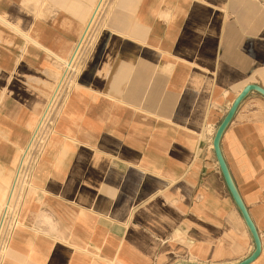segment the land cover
<instances>
[{
  "label": "crops",
  "instance_id": "1",
  "mask_svg": "<svg viewBox=\"0 0 264 264\" xmlns=\"http://www.w3.org/2000/svg\"><path fill=\"white\" fill-rule=\"evenodd\" d=\"M6 1L0 212L54 90L51 73L94 0H56L32 30L24 0ZM237 1L215 10L198 0H103L95 21L105 12L108 29L93 59L82 57L3 264H236L255 251L213 144L244 87H264V10L249 15ZM254 53L263 77L248 65ZM221 149L260 236L251 264H264L262 94L241 102Z\"/></svg>",
  "mask_w": 264,
  "mask_h": 264
},
{
  "label": "built area",
  "instance_id": "2",
  "mask_svg": "<svg viewBox=\"0 0 264 264\" xmlns=\"http://www.w3.org/2000/svg\"><path fill=\"white\" fill-rule=\"evenodd\" d=\"M76 46L77 44L74 49ZM84 51L83 44L68 69L66 62L62 76L47 99L32 131L29 143L20 151L14 179L0 212V264L4 263L12 238L21 224L23 204L32 186L36 166L54 133L60 109L74 86L77 63H81Z\"/></svg>",
  "mask_w": 264,
  "mask_h": 264
},
{
  "label": "rangeland",
  "instance_id": "3",
  "mask_svg": "<svg viewBox=\"0 0 264 264\" xmlns=\"http://www.w3.org/2000/svg\"><path fill=\"white\" fill-rule=\"evenodd\" d=\"M57 1H59V0H57ZM57 1L56 0H24V1H22V7L26 8V10L28 12H33V14H31L32 18L28 22L29 25H30V29L31 30L35 28L34 27V26H36L35 24L36 23L38 24L40 19L46 18L48 16L47 14H50L53 11L54 8L60 7L59 4L56 3ZM108 1L111 2V3H115L116 2V0H107V2ZM216 1L217 2H221L222 1L225 4L228 0H198V2L201 3V6L211 7L212 9H215V10L216 9H220V6H217L215 4ZM0 2L5 3L7 6H11L12 5V3H10V2H8L6 0L5 1L4 0H0ZM232 2L234 4H237L236 0H232ZM237 2H238V5H239V9H244V12L248 13V14H249L250 11H252L254 14L258 15V14H261V12L264 10V3L260 2L258 0H238ZM246 2H250V5H248L249 7L247 6L248 8H245L246 7L245 6ZM102 3H103V0H94L92 6L89 8V10L86 11L87 14L84 17L83 23H82L81 28H80V32L78 34V38H80V39H79V41L77 43L76 49H74L73 50L74 52H72V48H73L72 47L70 49V51L68 52L66 57L60 58V60H61L60 70H57V71L51 73V78L54 81V86H52L53 88H55L57 82L61 78L63 70H64L65 65H66V62L68 63L67 67H69V65L72 62L73 58L79 52V49L81 48V46H82V44H83V42H84L89 30H90V32H89V34H88V36L86 38V41L84 43V50L85 51L83 52V54L89 53L88 54V58H90V61L93 59L94 55L96 54V51L98 49L97 43H99L100 39H102V37H103L104 32L107 31V29H108L107 28L108 27L107 26L108 23H107V25H105L106 18H107V16H105L106 15L105 12L102 11V14H100L98 16L97 20L95 21V18H96L97 14H98V13L96 14V12H99L97 9L98 8L100 9V5H102ZM95 5H96V8H95ZM226 9L227 8L224 7V11ZM0 16H1L0 18L4 19L3 22H7L8 16L5 17L2 14ZM89 21H90V23H89ZM94 21H95V23L93 24ZM3 22L0 19V23H3ZM87 28H89V29H87ZM91 42H92V46L90 45ZM89 45L91 46V52H89V49H90ZM71 52H72V55L69 57L70 58L69 59L68 56L70 55ZM88 63L85 66L86 70L88 69V67H87ZM241 63L242 62L239 63L240 67L246 66V64H244V63L241 64ZM248 65L250 67L251 66L254 67L253 75H258L259 74L260 77H263L262 74H261V71H262L261 62L258 61V54L257 53H254L253 56L251 55L249 57ZM80 70H81V63L78 62L77 63V67H76V72L78 73ZM252 79H254V78H252ZM244 80H247V79H242L240 82H242ZM49 86L51 87V85H49ZM211 258H212V262L211 263L215 264V262L213 260L214 256H212Z\"/></svg>",
  "mask_w": 264,
  "mask_h": 264
},
{
  "label": "water",
  "instance_id": "4",
  "mask_svg": "<svg viewBox=\"0 0 264 264\" xmlns=\"http://www.w3.org/2000/svg\"><path fill=\"white\" fill-rule=\"evenodd\" d=\"M262 1H264V0H262ZM252 91H257L264 96V87L263 86L256 84V83L247 84L244 87V89L241 91V93L237 96V98L234 100L233 105L230 108L228 114L225 116V118L223 119V121L219 125L217 132L215 134V137H214V142H213L214 150H215V153H216V156H217V159H218L224 180H225L226 185L228 187V190H229L235 204L239 208V210L242 214V217H243L246 225L248 226V228H249V230H250V232L254 238L255 245H256L255 251L249 257L245 258L244 260H242L241 262H238L236 264H251L252 262H254L261 254L262 244H261L260 236H259L258 230L256 228V225H255L254 221L252 220L250 213H249L238 189L236 188V185L234 183V180L232 178V175L230 173L228 165L224 159L222 149H221V139H222V136H223L226 128L228 127V125L232 121V119H233L238 107L240 106L241 102ZM180 264H198V263L182 262Z\"/></svg>",
  "mask_w": 264,
  "mask_h": 264
},
{
  "label": "bare ground",
  "instance_id": "5",
  "mask_svg": "<svg viewBox=\"0 0 264 264\" xmlns=\"http://www.w3.org/2000/svg\"><path fill=\"white\" fill-rule=\"evenodd\" d=\"M97 2H98V1H97ZM100 4H101V3H100ZM100 7H101V5H100ZM95 8H96V5H95ZM95 8H94V9H95ZM97 10L99 11V8H98ZM97 13H98V12H96V14H97ZM96 14H95V15H96ZM0 17H1V16H0ZM94 18H95V17H94ZM0 19L2 20V22L4 21L3 18H0ZM93 20H94V19H93ZM93 20H92V21H93ZM89 23H90V21H89ZM89 28H90V27H89ZM89 28H87V29H89ZM83 31H84V30H83ZM83 37H84V36H83ZM83 39H84V38H83ZM81 43H82V42H81ZM73 52H74V51H73ZM76 55H77V54H76ZM69 59H70V58H69ZM67 65H68V64H67ZM69 66H70V65H69ZM67 68H69V67H67ZM247 82H248V81H247ZM240 89H242V88H240ZM188 116H189V115H188ZM190 131H191V130H190ZM192 131H193V130H192ZM168 258H169V257H168ZM165 263H166V262H165ZM171 263H172V262H171Z\"/></svg>",
  "mask_w": 264,
  "mask_h": 264
}]
</instances>
